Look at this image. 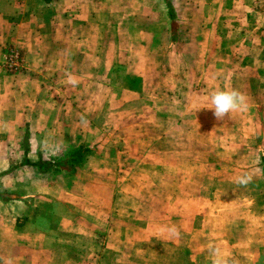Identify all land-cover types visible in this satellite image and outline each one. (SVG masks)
<instances>
[{"label": "rangeland", "instance_id": "obj_1", "mask_svg": "<svg viewBox=\"0 0 264 264\" xmlns=\"http://www.w3.org/2000/svg\"><path fill=\"white\" fill-rule=\"evenodd\" d=\"M87 1L95 23L125 35V49L105 44L100 62L126 55L129 74L117 67L78 99L41 96L29 123L0 131V194L11 199L0 200L4 249L19 241L15 222L61 241L75 258L60 264H213L214 248L223 264H264V62H242L245 79L223 77L235 64L223 62V0H171L174 33L165 0ZM9 47L25 58L7 44L2 70ZM226 88L248 109L218 121L208 97ZM27 144L32 163L81 145L94 155L76 173H42L21 166ZM244 174L247 186L235 182Z\"/></svg>", "mask_w": 264, "mask_h": 264}, {"label": "crops", "instance_id": "obj_2", "mask_svg": "<svg viewBox=\"0 0 264 264\" xmlns=\"http://www.w3.org/2000/svg\"><path fill=\"white\" fill-rule=\"evenodd\" d=\"M82 1L53 0L47 4L45 0H0V59L3 48L15 44L24 49L28 67L13 76L0 68V131L19 130L24 120L29 123L41 96L51 99L66 94L78 99L90 88L93 91L101 79L115 77L117 67L120 75L129 74L131 62L126 55L122 56L123 62H100L99 52L107 49L105 44L111 46L109 50H116L114 46L117 51L125 49V35L119 26L100 27L94 22L97 14L85 12ZM87 4L91 5V0ZM108 5L114 8V4ZM112 7L108 14L119 15ZM223 17L231 27L223 34V62H235L223 77L231 76V81L240 76L245 79L247 68L242 62H264V0H223ZM69 76L77 81L75 85L68 82ZM144 76L139 73V77ZM223 83L227 87L225 78ZM15 225L13 222L9 231L19 241L12 240L7 250L0 242V264H60L61 259L75 258L67 249H61L57 245L61 241L53 236L40 235L35 227L17 230ZM234 233L236 237L240 234L239 230ZM236 241L238 257L243 244ZM191 257L196 258L195 252Z\"/></svg>", "mask_w": 264, "mask_h": 264}, {"label": "trees", "instance_id": "obj_3", "mask_svg": "<svg viewBox=\"0 0 264 264\" xmlns=\"http://www.w3.org/2000/svg\"><path fill=\"white\" fill-rule=\"evenodd\" d=\"M53 0H45V3L50 4ZM169 17L172 20L173 33L176 30L177 24L175 22V10L171 0H165ZM176 35V34H175ZM173 35V39L175 38ZM29 147L28 144L25 145L26 159L21 164V166H31L37 168L42 173L53 172H66V173H76L77 169L84 166L88 159L94 155V151L88 145H81L65 153L64 156L54 159L52 161L41 160L37 163H32L28 159ZM0 200L3 202H9L11 199L7 194H0Z\"/></svg>", "mask_w": 264, "mask_h": 264}, {"label": "clouds", "instance_id": "obj_4", "mask_svg": "<svg viewBox=\"0 0 264 264\" xmlns=\"http://www.w3.org/2000/svg\"><path fill=\"white\" fill-rule=\"evenodd\" d=\"M69 83L75 85L76 80L69 76ZM213 115L218 121L225 120L226 117L234 112H244L248 109L247 97L236 89L216 90L209 94ZM252 180V176L248 174L240 175L236 178V183L241 186H247ZM214 257L213 264H223L221 251L219 248L211 250Z\"/></svg>", "mask_w": 264, "mask_h": 264}, {"label": "built area", "instance_id": "obj_5", "mask_svg": "<svg viewBox=\"0 0 264 264\" xmlns=\"http://www.w3.org/2000/svg\"><path fill=\"white\" fill-rule=\"evenodd\" d=\"M2 63L4 72L10 76L27 70L23 53L18 47H9L3 54Z\"/></svg>", "mask_w": 264, "mask_h": 264}]
</instances>
